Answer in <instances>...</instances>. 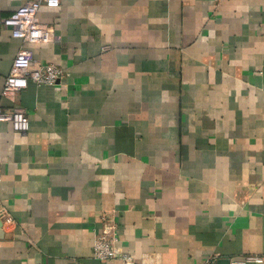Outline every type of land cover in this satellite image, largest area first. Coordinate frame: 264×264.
I'll return each mask as SVG.
<instances>
[{"label":"crops","instance_id":"1","mask_svg":"<svg viewBox=\"0 0 264 264\" xmlns=\"http://www.w3.org/2000/svg\"><path fill=\"white\" fill-rule=\"evenodd\" d=\"M25 1L0 0V91L23 48L63 77L0 96L30 123L0 122V264H264V0H60L49 43L1 23Z\"/></svg>","mask_w":264,"mask_h":264},{"label":"built area","instance_id":"2","mask_svg":"<svg viewBox=\"0 0 264 264\" xmlns=\"http://www.w3.org/2000/svg\"><path fill=\"white\" fill-rule=\"evenodd\" d=\"M60 0H26L18 9L1 19V23L10 30L13 37L21 38L30 43H49L56 38L54 28L42 23L38 19V11L42 5L56 7ZM63 77V69L53 63H45L39 67H33L32 53L30 49H20L12 62L10 70L4 79L0 96L16 102L20 91L25 89L28 83L38 85H57ZM0 122H8L14 131L25 134L30 123L27 112L19 105L5 108L0 105ZM1 178V169H0ZM2 223L10 224L13 219L3 208H0ZM118 241L116 225L111 219L104 221L98 235L93 238L92 254L98 259H109L116 255L115 244ZM130 263L131 256L126 253L120 254ZM218 253H213L205 261L199 264H218ZM263 258L259 255L246 254L238 258H230L227 264L262 263Z\"/></svg>","mask_w":264,"mask_h":264},{"label":"water","instance_id":"3","mask_svg":"<svg viewBox=\"0 0 264 264\" xmlns=\"http://www.w3.org/2000/svg\"><path fill=\"white\" fill-rule=\"evenodd\" d=\"M0 228H1V221H0Z\"/></svg>","mask_w":264,"mask_h":264}]
</instances>
